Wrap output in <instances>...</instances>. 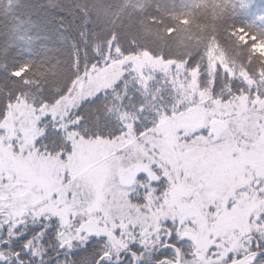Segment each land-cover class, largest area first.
<instances>
[{"label": "snow or ice", "instance_id": "obj_1", "mask_svg": "<svg viewBox=\"0 0 264 264\" xmlns=\"http://www.w3.org/2000/svg\"><path fill=\"white\" fill-rule=\"evenodd\" d=\"M0 264H264V0H0Z\"/></svg>", "mask_w": 264, "mask_h": 264}]
</instances>
